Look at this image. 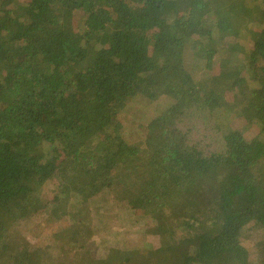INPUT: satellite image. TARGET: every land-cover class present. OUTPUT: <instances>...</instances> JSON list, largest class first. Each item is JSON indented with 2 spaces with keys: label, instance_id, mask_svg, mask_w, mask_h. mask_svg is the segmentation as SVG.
<instances>
[{
  "label": "trees",
  "instance_id": "trees-1",
  "mask_svg": "<svg viewBox=\"0 0 264 264\" xmlns=\"http://www.w3.org/2000/svg\"><path fill=\"white\" fill-rule=\"evenodd\" d=\"M0 264H264V0H0Z\"/></svg>",
  "mask_w": 264,
  "mask_h": 264
},
{
  "label": "rangeland",
  "instance_id": "rangeland-1",
  "mask_svg": "<svg viewBox=\"0 0 264 264\" xmlns=\"http://www.w3.org/2000/svg\"><path fill=\"white\" fill-rule=\"evenodd\" d=\"M184 69L187 71V73L190 75V77L192 78V80L195 83L198 80L202 79V77H203V72L195 64L194 57L191 54V50H188V52H187V57L185 60ZM182 72H184L183 68H182ZM178 79H180V76L177 75V77H176L174 75L169 81V86H164V87L169 89L170 92H172L173 94L182 93L183 99H184V98H186L187 95H190L192 93V91L190 89H186L183 85H180ZM208 144H212V140L209 141ZM153 191H154V189L147 191L146 193L150 194ZM138 201L141 204L147 203V200L144 198H142L141 200L138 198ZM149 204L151 206H154V203H149ZM112 211L113 210H111V214L113 213ZM102 214H104V210H103ZM118 218L124 219V216L122 214H119ZM100 220H101V216L96 211H92V222L95 221L97 223ZM57 224L58 223L46 221L43 216L38 217L37 218V224H36V233L37 234H35V235L39 236L38 240L43 242V243L50 241L51 233L53 232V230L55 228L56 229L58 228L59 224L58 225ZM120 224L121 225H119V227L124 228L125 223H120ZM122 224L124 226H122ZM243 224H245V222ZM251 224H248L249 226L246 224L244 227L245 232L247 231L245 234V239L247 240V243L249 246H252L255 243H257L263 239V237L261 236L262 233L260 232V230L258 228H255L254 224H252V225ZM114 227H115V225L113 226V228ZM248 227L250 228L249 232H248V230H249ZM120 228H119V230H121ZM95 229H97V228H95ZM238 233H239V229H238V231H235V230L232 231V233L227 237L228 238L227 240H229V241L232 240V238L234 236H236V234H238ZM148 234L149 235H145V234L143 235L142 233H140L138 231L137 228H134L129 233L123 234L120 238L110 236V232L109 233H106V232L101 233L100 235H97L96 241L101 245L103 254L104 253L107 254L109 249H111V248H119V249L129 248V247L136 248V247L142 246L143 243H145V242H148V243L153 244L155 246H159L160 245V238L151 234L150 232Z\"/></svg>",
  "mask_w": 264,
  "mask_h": 264
}]
</instances>
